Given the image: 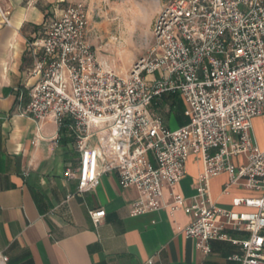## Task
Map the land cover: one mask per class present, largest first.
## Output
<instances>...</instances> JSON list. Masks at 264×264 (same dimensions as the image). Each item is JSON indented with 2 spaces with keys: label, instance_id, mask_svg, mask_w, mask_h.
Here are the masks:
<instances>
[{
  "label": "built area",
  "instance_id": "1",
  "mask_svg": "<svg viewBox=\"0 0 264 264\" xmlns=\"http://www.w3.org/2000/svg\"><path fill=\"white\" fill-rule=\"evenodd\" d=\"M0 13L8 25L9 14ZM154 21L147 55L122 75L91 45L85 5L57 9L44 39L30 44L38 82L20 115L39 129L49 119L69 128L81 159L65 176L77 175L79 194L115 172L123 189L138 194L132 217L183 210L193 218L181 234L202 255L226 241L239 251L231 261L264 264V149L253 128L264 117V0H170ZM172 95L184 100L189 120L175 130L152 113ZM191 156L202 169L197 193L185 198L175 188ZM222 175L229 176L223 194L232 187L256 194L221 207L210 188ZM90 216L97 226L106 211Z\"/></svg>",
  "mask_w": 264,
  "mask_h": 264
},
{
  "label": "crops",
  "instance_id": "2",
  "mask_svg": "<svg viewBox=\"0 0 264 264\" xmlns=\"http://www.w3.org/2000/svg\"><path fill=\"white\" fill-rule=\"evenodd\" d=\"M0 7L9 14L7 25L0 13V264H239L230 260L238 249L226 241L212 242L208 256L202 255L196 240L181 234L193 218L183 210L132 217L130 207L138 194L134 188L123 189L115 172L101 177L96 190L78 193L77 175L65 176L68 168L77 170L81 159L69 128L63 144L53 120L39 129L33 119L20 115L38 82L30 44L44 39L46 14L52 20L57 9L49 13L36 0H0ZM128 66L113 70L125 75ZM172 97L157 100L152 113L167 108L165 125L174 120L179 128L170 111ZM256 120L264 122L263 117ZM259 145L264 149V142ZM201 169L191 156L175 191L185 198L194 196ZM228 182L227 175L211 181L212 196L221 207L234 209V199L256 194L241 187L223 194ZM164 193L170 202L169 190ZM100 209L106 216L96 226L90 212Z\"/></svg>",
  "mask_w": 264,
  "mask_h": 264
},
{
  "label": "rangeland",
  "instance_id": "3",
  "mask_svg": "<svg viewBox=\"0 0 264 264\" xmlns=\"http://www.w3.org/2000/svg\"><path fill=\"white\" fill-rule=\"evenodd\" d=\"M48 12L82 3L88 10L91 30L90 43L99 59L111 69L131 68L133 63L147 55L154 43L153 27L155 17L170 0H36ZM51 16L46 14L47 24ZM158 114L164 118L167 108L159 107ZM264 118V117H263ZM167 126L177 129L175 121ZM257 141L264 142V122L253 121Z\"/></svg>",
  "mask_w": 264,
  "mask_h": 264
},
{
  "label": "trees",
  "instance_id": "4",
  "mask_svg": "<svg viewBox=\"0 0 264 264\" xmlns=\"http://www.w3.org/2000/svg\"><path fill=\"white\" fill-rule=\"evenodd\" d=\"M31 42H33V41H31ZM184 110H185V107H184V104L181 101V99H179L177 97V95H173L172 102L170 105V111L175 114L176 121L180 127H183V126L188 124V120L184 114ZM68 131L69 130H68L67 126H64L62 129H60V133L62 135L61 139L63 140V144H64V141H66L65 138H66V134ZM67 142L71 143L73 141L71 140V141H67ZM74 143H75V141H74Z\"/></svg>",
  "mask_w": 264,
  "mask_h": 264
}]
</instances>
